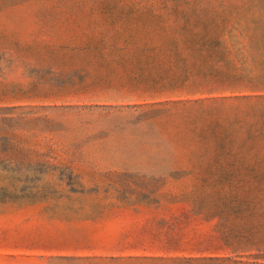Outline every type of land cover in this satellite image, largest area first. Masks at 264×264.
Listing matches in <instances>:
<instances>
[{
	"label": "rangeland",
	"instance_id": "obj_1",
	"mask_svg": "<svg viewBox=\"0 0 264 264\" xmlns=\"http://www.w3.org/2000/svg\"><path fill=\"white\" fill-rule=\"evenodd\" d=\"M0 264H264V0H0Z\"/></svg>",
	"mask_w": 264,
	"mask_h": 264
}]
</instances>
